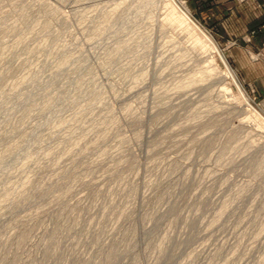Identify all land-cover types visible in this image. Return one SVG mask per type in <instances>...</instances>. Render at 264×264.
I'll return each instance as SVG.
<instances>
[{
  "label": "rangeland",
  "instance_id": "1",
  "mask_svg": "<svg viewBox=\"0 0 264 264\" xmlns=\"http://www.w3.org/2000/svg\"><path fill=\"white\" fill-rule=\"evenodd\" d=\"M207 1L0 0V264H264V0Z\"/></svg>",
  "mask_w": 264,
  "mask_h": 264
},
{
  "label": "crops",
  "instance_id": "2",
  "mask_svg": "<svg viewBox=\"0 0 264 264\" xmlns=\"http://www.w3.org/2000/svg\"><path fill=\"white\" fill-rule=\"evenodd\" d=\"M209 1V0H208ZM207 1V2H208ZM222 1L223 3L220 4L219 2ZM243 0H219L217 1L215 8L217 9L216 12H221L222 10H224V15H232L233 17L237 16L238 14L240 16H244L243 14L241 15V12H239L237 14L236 10H241L243 8H248L250 10H252V8L248 7L246 4L242 3ZM211 5H208V7H214L213 2H210ZM207 7V9H208ZM231 10V11H230ZM242 11V10H241ZM248 18H249V24L253 27H257L259 26L261 28V31L264 33V12L260 11L258 13H256V11H251L248 13ZM257 38H260V36L258 37V34L256 36V40Z\"/></svg>",
  "mask_w": 264,
  "mask_h": 264
}]
</instances>
